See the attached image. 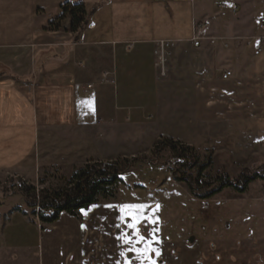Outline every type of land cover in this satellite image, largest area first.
<instances>
[{"label": "crops", "instance_id": "obj_1", "mask_svg": "<svg viewBox=\"0 0 264 264\" xmlns=\"http://www.w3.org/2000/svg\"><path fill=\"white\" fill-rule=\"evenodd\" d=\"M68 1L94 9L88 26L79 34L68 29L69 17L58 30L48 27ZM231 2L235 11L236 2ZM223 7V0H0V173L33 174L36 166L64 149L69 158H78L72 153L82 152L81 157L90 161L124 155V149L109 145L114 134L132 132L129 142L138 148L144 133L160 122L183 126V112L175 113L172 98L175 92H190L191 87L196 111L220 110L219 91L227 85L223 74L230 70L234 75L237 52L234 39L226 42L215 31L219 26L241 31L246 18L230 24ZM259 8L264 15L263 2ZM187 21L191 35L182 32ZM197 23L209 25L198 47L191 41ZM258 35L242 40L259 47ZM159 40L174 41L166 76L155 66ZM245 52L246 48L238 54L245 56ZM224 61L228 67L220 70ZM251 71L252 67L246 72ZM210 94L212 100L204 101ZM181 130L172 135L175 140L183 141ZM50 133L58 154H50V140L45 138ZM56 133H68L67 139L53 138ZM151 204V200L139 198L116 199L113 211L95 214L92 207L96 203L81 210V221L64 212L52 225L67 222L71 229L53 231V244L59 246L66 239L74 248L71 259L77 264H91V254L100 257L95 264H123L121 256L118 258L120 240L124 234L136 238L128 227L133 210L124 206L147 205L143 215L150 219L141 221L139 229L151 225L154 232L159 222L163 232L158 212L149 209ZM38 223L13 211L9 200H0V231H4L0 247L30 248L28 240L38 244L40 235L37 250L43 251L50 238Z\"/></svg>", "mask_w": 264, "mask_h": 264}, {"label": "rangeland", "instance_id": "obj_2", "mask_svg": "<svg viewBox=\"0 0 264 264\" xmlns=\"http://www.w3.org/2000/svg\"><path fill=\"white\" fill-rule=\"evenodd\" d=\"M234 1L237 7L235 11L232 10L231 0H223L225 7L221 11L223 10V15H226L224 18H228L230 24L242 23V17H246L245 24L241 25L243 30H223L219 26L215 31L217 35L224 37L226 42L234 39L233 45L237 52L234 68L232 67L234 75L225 79L227 85L223 92L219 91L221 109L217 112L196 111L191 100L195 96L194 87H191L188 93L175 92L172 98L173 107L176 108L175 113L178 110L183 112V126L160 122L151 128L149 133H144V142L138 148L129 142L132 132L114 134L109 140V145L124 149V155L121 156L151 157L160 139H174L172 135L181 133L183 129V141H179L194 147L198 165L211 161L204 172L207 177H216L222 170L236 179L246 168L251 174L256 169L253 167L264 164V48L259 50L255 45L248 43L250 40H242L246 36L264 34V29L259 25V20L264 17L259 7L264 0ZM254 5L257 7L253 8ZM188 17L190 21L189 12ZM188 21L185 32L182 31L183 35L192 34L189 32ZM244 48L245 56L239 55L238 53L244 52ZM226 62L220 66V70L228 67ZM252 62L253 65L250 64ZM250 67L252 71L246 72ZM212 97V94L205 96L204 101L210 102ZM67 134L56 133L52 136L65 140ZM46 137L50 140V150H53L50 154H58L52 145L51 133L45 135ZM158 153V163L138 162L123 174L124 183L120 185L116 199L151 200L149 209L158 212L163 232L159 229L158 222L154 232L151 231V225L140 226V234L146 241H151L150 244L140 241L133 245L126 243L122 238L118 258L121 256L123 264H264V180H254L244 192L225 188L209 198L201 199L190 192L185 182L174 177V168L180 159L174 157L169 149ZM72 154L78 158H69L67 149H64L59 151V156L36 166L33 174L20 176L0 173V181L5 182L20 176L38 188L63 187L76 167L90 161L81 157L82 152ZM47 161L51 164L47 165ZM193 170L196 172L197 168ZM260 171L264 173L263 170ZM219 185V181H215L209 187L210 191ZM116 199L100 201L92 210H96L95 214L98 211L110 213L114 209L112 203ZM0 200H9L13 211L22 203L21 208L24 206L28 213L31 212L20 193L8 197L0 195ZM146 210H143V214ZM31 218L35 217L31 215ZM82 219L81 215L78 220ZM38 225L41 226L40 223ZM60 229L67 231L71 227L67 222H62L56 227L47 225L44 230L41 229L46 238L51 240H46L43 251L37 250L42 242L40 235L38 244L28 240L30 248L14 250L0 247V264H77L71 259L74 248L67 244L66 239L62 240L59 246L53 244V231ZM19 230L22 231L18 227ZM32 231L38 236L36 229H31L30 232ZM3 233L0 231V241L3 240ZM128 237L136 239L132 234ZM192 237L194 239L190 241ZM90 257L91 264L99 262L97 259L100 257L95 254Z\"/></svg>", "mask_w": 264, "mask_h": 264}, {"label": "trees", "instance_id": "obj_3", "mask_svg": "<svg viewBox=\"0 0 264 264\" xmlns=\"http://www.w3.org/2000/svg\"><path fill=\"white\" fill-rule=\"evenodd\" d=\"M93 12L94 9H88L83 2L68 1L61 6V14L50 22L48 27L58 30L62 27L60 22L69 17L68 29L79 34L88 26ZM166 149H169L174 157L180 159L174 168V177L185 182L190 192L201 199L209 198L225 188L244 192L254 180L259 178L264 180V173L260 171H264V164L253 167L256 169L251 174L250 170L246 168L236 179L231 178L228 173L222 170L216 177H207L204 172L211 164L210 160L205 164L198 165V157L193 146L167 138L160 139L156 143L151 157L120 156L109 160L88 161L84 165L76 167L66 180L65 185L60 188H38L20 176L12 177L5 182L0 181V195L8 197L20 193L31 212L28 213L21 207L14 210L21 211L28 216L32 223H38V219L41 229L44 230L45 226L58 221L64 212L81 219L82 209H87L100 201L116 199L119 186L124 183L123 174L138 162L158 163V152ZM195 168L197 170L193 172ZM215 181H219L220 185L210 191L209 187ZM200 190L202 192H199ZM31 215L36 219L31 218Z\"/></svg>", "mask_w": 264, "mask_h": 264}, {"label": "built area", "instance_id": "obj_4", "mask_svg": "<svg viewBox=\"0 0 264 264\" xmlns=\"http://www.w3.org/2000/svg\"><path fill=\"white\" fill-rule=\"evenodd\" d=\"M236 8L237 7H234L235 10H236ZM260 23H261L262 28L264 29V18H262L260 20ZM208 27H209V25L207 23L195 24L194 34H193V37L191 39V41L193 42V44L195 46H197V47L200 46L202 40L206 38L205 29H207ZM255 38H257L260 41V46L258 47V49L262 50L263 45H264V34L263 35L261 34ZM156 44H157V48L155 50V56H156L155 66L159 70L160 75L166 76L168 74V61H169V57H170L169 47L174 44V41L159 40V41H157ZM231 76H232V71H230V70H227L223 74L224 79H228Z\"/></svg>", "mask_w": 264, "mask_h": 264}, {"label": "snow or ice", "instance_id": "obj_5", "mask_svg": "<svg viewBox=\"0 0 264 264\" xmlns=\"http://www.w3.org/2000/svg\"><path fill=\"white\" fill-rule=\"evenodd\" d=\"M124 207L128 208L130 210H133V211L129 212V215L132 216L133 222L131 224H128V227L132 228L136 234L135 240H133L131 237H128L127 235H125V237H123L125 239V242L134 245L135 243H138L140 241H146V238L140 234V230H139L138 225L141 223V221H144V222L149 221L150 218L143 215V210L146 209L148 206L147 205H126ZM146 243L150 244L151 241H146ZM133 250L139 251V249H133ZM145 250L147 251V248Z\"/></svg>", "mask_w": 264, "mask_h": 264}, {"label": "water", "instance_id": "obj_6", "mask_svg": "<svg viewBox=\"0 0 264 264\" xmlns=\"http://www.w3.org/2000/svg\"><path fill=\"white\" fill-rule=\"evenodd\" d=\"M194 238L192 237V238H190V241H192Z\"/></svg>", "mask_w": 264, "mask_h": 264}]
</instances>
